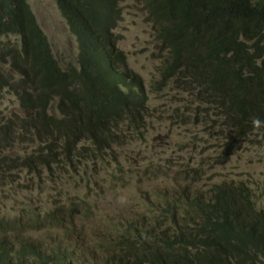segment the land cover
Returning a JSON list of instances; mask_svg holds the SVG:
<instances>
[{
	"label": "trees",
	"instance_id": "obj_1",
	"mask_svg": "<svg viewBox=\"0 0 264 264\" xmlns=\"http://www.w3.org/2000/svg\"><path fill=\"white\" fill-rule=\"evenodd\" d=\"M120 1L57 0L80 47L78 64L66 71L52 57L51 44L28 1L0 0V34L17 40L9 39L0 60L4 66L9 63L14 81H29L31 86L21 94L18 119L1 124L0 148L16 141L41 143V153L19 157L27 164L20 166L78 156L88 139L93 145L98 137L117 144L118 132L135 131L143 124L146 85L139 74L122 67L125 52L114 40ZM144 2L158 25L156 38L169 52L162 79L173 78L177 86L208 96L240 137L248 127L264 133V0ZM6 84L11 86L0 69V90ZM57 95L58 109H51ZM58 147L61 152L55 151ZM198 197L185 198L195 211L193 231H184L177 219L176 236L165 228H156V233L139 226L118 230L115 248L123 252L119 264H264V210L257 208L249 187L222 182L212 201ZM19 243L0 240V264H62L55 248L46 257L41 251L29 254L33 244Z\"/></svg>",
	"mask_w": 264,
	"mask_h": 264
},
{
	"label": "rangeland",
	"instance_id": "obj_2",
	"mask_svg": "<svg viewBox=\"0 0 264 264\" xmlns=\"http://www.w3.org/2000/svg\"><path fill=\"white\" fill-rule=\"evenodd\" d=\"M27 1L57 62L64 69L74 64L77 40L57 0ZM119 7L114 40L125 52L122 67L139 74L146 85L148 108L143 124L127 132L119 145L110 146L99 137L93 145L88 139L82 144V156H60L46 166H20L27 165L22 157L35 155L37 143L16 141L0 148V218L23 222L18 235L1 233L0 237L6 235L13 244L32 240L44 250L65 249L77 264H119L123 252L115 248L121 233L117 231L126 223L148 221L149 210L156 207L150 202L162 204L164 197L176 191L201 198L217 183H242L264 208L263 130L248 127L240 137L216 102L184 90L176 80H163L161 70L169 52L156 38L158 25L144 0H121ZM9 39L17 42L14 35ZM0 69L11 84L0 90L1 126L7 119H18L21 94L31 86L29 81H14V72L2 60ZM55 100L51 104L57 108L60 99ZM146 204L150 206L145 210ZM169 212L168 219L156 222L172 228L176 205L174 215Z\"/></svg>",
	"mask_w": 264,
	"mask_h": 264
},
{
	"label": "bare ground",
	"instance_id": "obj_3",
	"mask_svg": "<svg viewBox=\"0 0 264 264\" xmlns=\"http://www.w3.org/2000/svg\"><path fill=\"white\" fill-rule=\"evenodd\" d=\"M2 37H6L7 39L6 40H1ZM9 41V35L8 36H2V34H0V55L2 53V48L5 47V45L8 43ZM11 41V40H10ZM77 45H78V53H77V57H76V62L74 64L72 63H69L67 66H65V70H71L70 68L76 66L78 64V60H79V52H80V47H79V43L77 42ZM50 48H51V54H52V57H54V52H53V49L50 45ZM8 57V58H7ZM55 58V57H54ZM6 59H8L10 61V59H12L9 55L6 56ZM1 61V60H0ZM58 61V60H57ZM6 65L8 64L9 66V63L6 61L5 63ZM81 65V63H79ZM60 65V64H59ZM7 66V67H8ZM62 68V67H61ZM64 70V69H63ZM170 80H175V79H170ZM182 88L184 90H186L183 86ZM188 91V90H187ZM197 91V93H196ZM191 92V91H190ZM194 92L197 96L201 97V95L205 96V94L203 93H199L198 94V90H195V91H192ZM61 96L58 97V99H60ZM205 98L210 102L212 103V101L208 98V96H205ZM56 99V100H58ZM55 100V99H54ZM55 100V101H56ZM54 101V103H55ZM53 102V100H52ZM51 102V103H52ZM57 103V102H56ZM55 103V104H56ZM58 104V103H57ZM54 105V104H53ZM53 105H50L51 109L52 107H54ZM57 106V105H56ZM50 109V110H51ZM58 109V108H57ZM56 111V110H55ZM20 112V111H19ZM59 114V112H58ZM60 115V114H59ZM58 115V116H59ZM57 116V115H56ZM17 130V129H16ZM18 132V130H17ZM119 135L116 136L117 137V140H118V145L122 143L123 139L126 137V134L125 132H118ZM115 137V138H116ZM116 140V139H115ZM31 142L33 143H37V147H36V151H35V155H37L38 153H41L40 151V148L39 146L41 145V143H39V141H32ZM113 143V142H112ZM115 145V144H114ZM110 146H112V144H110ZM37 148H39L37 150ZM109 148V147H108ZM104 150V149H103ZM108 150V149H106ZM56 152H61L62 151V148L58 147L56 150ZM101 151V150H100ZM38 152V153H37ZM102 152V151H101ZM79 156H82V153L78 156H75V157H72V158H77ZM63 157V156H62ZM60 158V156H56V159H55V162L57 161V159ZM101 158V157H100ZM71 159V158H69ZM51 161V160H50ZM50 163V162H49ZM48 163V164H49ZM47 165V164H46ZM46 165H40V166H46ZM36 166V165H35ZM229 183V182H228ZM218 184V183H217ZM217 184H215L212 189L210 190V192L208 193V195H205L201 198L207 200V201H212V198H213V194L216 190V186ZM231 184V183H230ZM197 196H200L199 194H196ZM186 196H190V197H193L194 194H189V193H185V192H179V191H176V194L175 195H172V196H168V197H164V200H163V203L162 204H159V203H156V202H150V205L151 204H155L156 207L153 209V210H149V218H148V221H144V220H140V224L138 223H126L123 227H121L119 229L122 230L125 226L126 227H130V226H139L141 227L142 229H152L153 232L156 233V228L158 229H167L168 230V233L169 235H171V233H173L174 236H176V234H174V230L176 229V220H173L172 222V228L170 226H166L165 225V222L163 224H158V222H156V220H158L159 218H167V212L170 211L173 213L174 215V210H175V205H176V219L177 221L181 224V227L184 229V231H190L192 226H193V223H194V218H193V214L195 213L194 209H192L186 202L185 198ZM254 199V197H253ZM254 202L257 206V208L259 209H262L264 210L263 207H259L254 199ZM147 205V204H146ZM150 205H147V207L145 208V210L150 206ZM144 210V209H143ZM191 211V213H190ZM155 212V214H152L150 216V213H153ZM169 212V213H170ZM70 217V214L68 213L67 214V218ZM168 221V220H167ZM37 222V221H36ZM167 224V222H166ZM23 227V222L20 220V218H15V219H6V218H0V228H1V231L0 232V235H2L3 233L4 234H8L10 235L9 233H15L18 235V232L19 230ZM9 231V232H8ZM193 231V230H192ZM2 233V234H1ZM11 233V234H12ZM15 234V235H16ZM180 237L182 236L180 233H179ZM6 235L4 236H1L0 237V240L1 239H5ZM9 237V236H8ZM174 238V237H173ZM183 240V239H182ZM180 241L179 243V251L182 250L183 248V241ZM185 240V239H184ZM188 240V239H187ZM191 240V239H189ZM21 244L23 243H29V244H33L32 246V249L29 251V254H33V253H38L39 251L43 252V256H48V251L49 250H44L42 249L37 243H35L34 241L32 240H28V239H24L22 241H20ZM16 243V242H15ZM175 243H176V238H175ZM20 244V243H19ZM8 245V244H7ZM17 245V244H16ZM188 245V244H186ZM190 245V244H189ZM191 249V248H190ZM9 251V250H8ZM57 254L60 255V261L62 262V264H68L70 260L73 264H77V261L71 256L70 252L65 250V249H58V251H56ZM14 254V253H13ZM182 254V253H181ZM183 255V254H182ZM194 255V254H193ZM28 253H26L25 257H28ZM14 257V256H13ZM193 259V258H192ZM2 260V259H1ZM4 261V260H3ZM187 261V260H186ZM190 261V260H189ZM7 263V262H6ZM192 264V263H191Z\"/></svg>",
	"mask_w": 264,
	"mask_h": 264
},
{
	"label": "clouds",
	"instance_id": "obj_4",
	"mask_svg": "<svg viewBox=\"0 0 264 264\" xmlns=\"http://www.w3.org/2000/svg\"><path fill=\"white\" fill-rule=\"evenodd\" d=\"M208 92H209V91H208ZM253 123H254V124H258V123H259V121H257V120H254V121H253Z\"/></svg>",
	"mask_w": 264,
	"mask_h": 264
}]
</instances>
